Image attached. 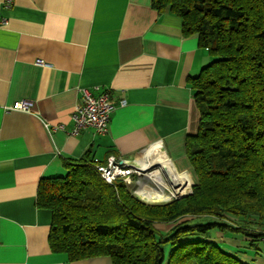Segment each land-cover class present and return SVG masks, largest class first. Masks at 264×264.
<instances>
[{"label":"crops","instance_id":"1","mask_svg":"<svg viewBox=\"0 0 264 264\" xmlns=\"http://www.w3.org/2000/svg\"><path fill=\"white\" fill-rule=\"evenodd\" d=\"M213 59L198 35L184 36L182 19L159 14L152 0H0V264H113L52 252L40 182L66 177L64 162L88 154L143 164L157 144L178 174L194 179L186 143L200 113L189 80ZM85 89L109 91L117 107L104 135L73 133ZM24 100L34 104L30 112L8 110ZM218 234L212 241L230 255L264 264V247L251 238Z\"/></svg>","mask_w":264,"mask_h":264},{"label":"trees","instance_id":"2","mask_svg":"<svg viewBox=\"0 0 264 264\" xmlns=\"http://www.w3.org/2000/svg\"><path fill=\"white\" fill-rule=\"evenodd\" d=\"M152 8L182 19L184 36L198 35L214 58L189 80L200 113L186 143L192 194L146 204L123 182H106L89 154L67 160V176L38 189V208L52 212L50 248L113 264H247L197 236H264V0H152ZM207 217L215 220L199 223Z\"/></svg>","mask_w":264,"mask_h":264},{"label":"built area","instance_id":"3","mask_svg":"<svg viewBox=\"0 0 264 264\" xmlns=\"http://www.w3.org/2000/svg\"><path fill=\"white\" fill-rule=\"evenodd\" d=\"M125 104V101H121L120 103L121 106H125ZM33 106L34 104L31 101L24 100L16 103L12 107H9L8 110L30 112ZM116 109V105L110 100L109 91H103L99 95L95 96L91 91L87 89L83 90L82 101L78 103L75 108V112L72 115V120L75 126L73 133L77 134L81 129L91 128L100 135L106 134L109 131L111 115ZM158 154H162V156L173 167L172 162L162 151L160 144H157L154 147V151L148 155V160L145 163H151V158H157L156 156H158ZM94 162L97 172L106 182L114 184L120 181L128 186L135 185V194L140 198L141 195L139 190L145 189L144 181L146 180L147 173L151 174L153 171H156L163 175L165 180L164 184L154 183L155 185L153 190L155 193H159L162 190H169L172 187L171 180L174 179L173 175L167 173V170L165 171L158 163L152 164L148 168H144L142 166L144 163L139 164L126 159H118L115 156H110L105 163L98 160H95ZM178 198L179 197H172L165 200V202ZM262 241L264 242V236Z\"/></svg>","mask_w":264,"mask_h":264},{"label":"bare ground","instance_id":"4","mask_svg":"<svg viewBox=\"0 0 264 264\" xmlns=\"http://www.w3.org/2000/svg\"><path fill=\"white\" fill-rule=\"evenodd\" d=\"M156 157L157 158H151V163H144L142 166L144 168H148L155 163L161 165L165 171L167 170V173L173 175L174 179L171 180L172 187L169 190H162L159 193H155V191L153 190L154 185L156 183L164 184L165 180L163 178V175L159 172L153 171L151 174L147 173L146 180L144 181L145 189L139 190L141 198L147 199L151 203H162L172 197H183L188 195L192 190L193 184L195 183L191 175H189L188 173L181 175L178 174L171 166V164L162 156V154H158V156Z\"/></svg>","mask_w":264,"mask_h":264},{"label":"rangeland","instance_id":"5","mask_svg":"<svg viewBox=\"0 0 264 264\" xmlns=\"http://www.w3.org/2000/svg\"><path fill=\"white\" fill-rule=\"evenodd\" d=\"M118 182H120V181H118ZM117 183V182H116ZM115 184V183H114ZM114 184H112V185H114ZM126 185V184H125ZM126 186H128V185H126ZM135 188H134V187ZM132 186V188H131V190H132V193H133V195L136 197V198H138L139 200H141V201H143V202H145L146 204H153V203H151L150 201H148V200H144V199H141L139 196H137L136 194H135V189H136V186L135 185H133ZM129 187V186H128ZM193 188V187H192ZM209 219H211V220H215V219H213V218H211V217H207L206 219L205 218H202V219H200V221H199V223H201V224H205V223H208V222H210V220ZM156 227L158 228V229H160L161 231H169L172 227H173V224H169V225H166V224H156ZM216 233H219L218 235H221V236H228L229 234H230V232H221V231H219V230H215V231H209L208 232V234L207 235H202V236H197L199 239H206V238H214V236L216 235ZM218 244V246L220 247V248H222L224 251H226V246L224 245V243L223 242H218L217 243ZM244 244V246H245V243H243ZM250 243H248L246 246H248V247H244L243 249H242V251H246V252H249L248 251V249L250 248L249 245ZM256 244H258V245H260L261 246V248H263L264 247V245L260 242V241H257L256 243H255V245Z\"/></svg>","mask_w":264,"mask_h":264},{"label":"water","instance_id":"6","mask_svg":"<svg viewBox=\"0 0 264 264\" xmlns=\"http://www.w3.org/2000/svg\"><path fill=\"white\" fill-rule=\"evenodd\" d=\"M193 186H194V184H193ZM191 194H192V190H191V192L188 195H191ZM188 195H186V196H188ZM183 197H185V196H183ZM183 197H179L178 199L183 198Z\"/></svg>","mask_w":264,"mask_h":264}]
</instances>
